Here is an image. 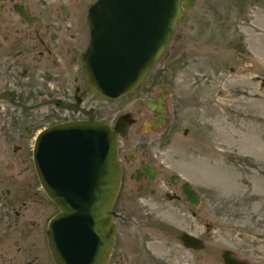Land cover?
I'll use <instances>...</instances> for the list:
<instances>
[{
    "label": "flooded vegetation",
    "instance_id": "obj_1",
    "mask_svg": "<svg viewBox=\"0 0 264 264\" xmlns=\"http://www.w3.org/2000/svg\"><path fill=\"white\" fill-rule=\"evenodd\" d=\"M94 2L0 0V264H57L48 229L59 207L38 176L34 147L39 134L54 125L106 123L90 95L107 98L87 87L83 71L82 55L90 41L87 16ZM176 33L170 40L179 37ZM161 80L152 77L126 95L134 97L131 110L110 125L115 128L123 117L124 130L117 133L120 184L110 209L115 232L107 264H181V253L177 258L168 249L169 223L159 220V214L167 218L171 205L181 212L184 182L169 161V148L181 132L178 100ZM144 230L147 237L133 240L134 233ZM156 231L166 238V258L154 248ZM141 237L147 240L139 242ZM173 239L181 246V231ZM233 257L247 264L234 252Z\"/></svg>",
    "mask_w": 264,
    "mask_h": 264
},
{
    "label": "rangeland",
    "instance_id": "obj_2",
    "mask_svg": "<svg viewBox=\"0 0 264 264\" xmlns=\"http://www.w3.org/2000/svg\"><path fill=\"white\" fill-rule=\"evenodd\" d=\"M182 13L179 37L143 80L160 75L178 100L181 132L169 148L170 169L200 197L193 207L181 195V212L171 205L167 218L159 214L169 223L168 249L181 253V264H224L226 249L264 264V0H194ZM125 96L91 94V105L111 125L132 108L134 97ZM180 231L203 248L179 246L173 236ZM141 235L148 236L134 233L133 240ZM152 235L166 258L165 236Z\"/></svg>",
    "mask_w": 264,
    "mask_h": 264
},
{
    "label": "water",
    "instance_id": "obj_3",
    "mask_svg": "<svg viewBox=\"0 0 264 264\" xmlns=\"http://www.w3.org/2000/svg\"><path fill=\"white\" fill-rule=\"evenodd\" d=\"M184 2L96 0L88 11L90 41L82 55L87 87L109 99L135 90L163 53L183 9L194 0ZM122 118L115 128L97 120L54 125L35 142L38 176L59 207L48 229L57 264L108 262L115 232L110 209L121 174L117 133L124 130ZM181 193L193 207L199 206L200 197L189 182L181 184ZM181 242L193 249L204 246L187 233L181 234ZM232 254L224 250L225 264L243 263Z\"/></svg>",
    "mask_w": 264,
    "mask_h": 264
},
{
    "label": "bare ground",
    "instance_id": "obj_4",
    "mask_svg": "<svg viewBox=\"0 0 264 264\" xmlns=\"http://www.w3.org/2000/svg\"><path fill=\"white\" fill-rule=\"evenodd\" d=\"M185 1H186V0H185ZM181 3H182V1H181ZM183 3L186 4V2H183ZM183 3H182V4H183ZM183 10H184V9H183ZM52 198H53V197H52ZM56 218H57V217H56ZM56 218H55V219H56ZM52 222H53V221H52ZM52 222H51V223H52ZM51 223H50V225H51ZM50 225H49V227H50ZM52 253H53V251H52ZM53 256H54V253H53ZM231 256L233 257V254H232ZM223 258H224V257H223ZM233 259H234V258H233ZM224 260H225V259H224ZM235 260H236V259H235ZM237 262H240V261H237ZM240 263H241V262H240ZM241 264H244V263H241Z\"/></svg>",
    "mask_w": 264,
    "mask_h": 264
}]
</instances>
